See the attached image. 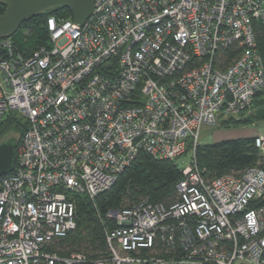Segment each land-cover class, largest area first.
<instances>
[{"label":"built area","instance_id":"2783aa9c","mask_svg":"<svg viewBox=\"0 0 264 264\" xmlns=\"http://www.w3.org/2000/svg\"><path fill=\"white\" fill-rule=\"evenodd\" d=\"M255 21L264 0H96L83 26L49 18L48 45L32 55L2 40L0 122L16 112L28 127L0 178V264L84 262L45 247L77 227L73 196L95 199L141 152L176 162L179 200L110 212V255L93 264H264V206H252L264 170L207 180L196 157L202 129L264 89ZM235 45L222 69L217 53ZM158 239L173 246L167 257Z\"/></svg>","mask_w":264,"mask_h":264},{"label":"trees","instance_id":"16d2710c","mask_svg":"<svg viewBox=\"0 0 264 264\" xmlns=\"http://www.w3.org/2000/svg\"><path fill=\"white\" fill-rule=\"evenodd\" d=\"M6 10V6L0 4V17L5 14ZM51 17L73 20L72 12L69 9L50 8L24 21L14 33L0 38V42L11 40L14 50L21 56L32 55L35 51L48 45L47 26L48 19ZM254 29L257 50L264 65V24L255 21ZM240 52L236 45L228 49L222 48L216 56L217 64H220L222 69L227 68ZM255 104L258 108L256 114L246 118L245 114ZM248 111L239 115L241 119L232 117L221 121L216 126L228 129L255 125L264 121V89L255 97L253 105ZM27 127L28 122L23 116L16 112H10L0 122V143L15 138L19 145ZM255 140L256 138L253 137L206 144L200 142L196 150V157L199 168L205 172V178L213 180L225 175L237 174L255 166L264 170V154L256 147ZM182 177V171L176 162L158 160L146 152H141L119 176L114 186L95 199L91 200L84 195L73 196V201L76 204L77 227L66 236L55 238L45 247V251L66 260L77 256L85 258L84 262L75 264H93L100 258L108 257L110 247L106 239V232H112L117 228L116 221L108 217V214L133 209L143 201L169 208L179 200L177 184ZM252 206H264V200L253 203ZM155 242L157 250L160 251L158 255L167 257L168 251L173 249L168 241L158 239ZM142 251L145 254H151V250Z\"/></svg>","mask_w":264,"mask_h":264},{"label":"water","instance_id":"95a60500","mask_svg":"<svg viewBox=\"0 0 264 264\" xmlns=\"http://www.w3.org/2000/svg\"><path fill=\"white\" fill-rule=\"evenodd\" d=\"M96 0H0L6 12L0 17V38L19 29L21 24L50 8H66L73 21L84 25L92 16ZM18 140L11 138L0 143V178L14 172L17 162Z\"/></svg>","mask_w":264,"mask_h":264},{"label":"rangeland","instance_id":"374dc122","mask_svg":"<svg viewBox=\"0 0 264 264\" xmlns=\"http://www.w3.org/2000/svg\"><path fill=\"white\" fill-rule=\"evenodd\" d=\"M0 76H1V73H0ZM256 108H257V105L255 104L253 106V108L250 111H248V113L245 114V117L248 118L250 116L255 115L257 110H258V108L257 109ZM234 118L237 119V118H240V116L239 117L238 116L233 117V119ZM219 129L221 130V129H226V128L225 127L221 128L220 126L212 127V128L209 126L204 127L202 129V132H201L200 142L205 143V144L207 142H210V143L215 142V139L217 137L216 132H218ZM228 129H230V130H223V131L218 132V134L219 135L222 134L224 136H228V135L233 134V133L247 135L251 132L253 134H259L260 136H264V121L258 122L255 125L232 127V128H228ZM17 150H18V148H17ZM5 176H7V175H5Z\"/></svg>","mask_w":264,"mask_h":264},{"label":"crops","instance_id":"0c3cea01","mask_svg":"<svg viewBox=\"0 0 264 264\" xmlns=\"http://www.w3.org/2000/svg\"><path fill=\"white\" fill-rule=\"evenodd\" d=\"M209 127L212 128V127H217V126H209ZM223 130H230V129H221V130L219 129L218 132L223 131ZM218 132H216L217 137L215 139V142H221V141H227V140H235V139H243V138H253V137H256L257 135H259V134H253V133L250 132L247 135L233 133V134H230L228 136H224L222 134L219 135ZM215 142H213V143H215ZM207 143H210V142H207Z\"/></svg>","mask_w":264,"mask_h":264},{"label":"bare ground","instance_id":"6f19581e","mask_svg":"<svg viewBox=\"0 0 264 264\" xmlns=\"http://www.w3.org/2000/svg\"><path fill=\"white\" fill-rule=\"evenodd\" d=\"M81 26V25H80ZM83 26V25H82Z\"/></svg>","mask_w":264,"mask_h":264}]
</instances>
